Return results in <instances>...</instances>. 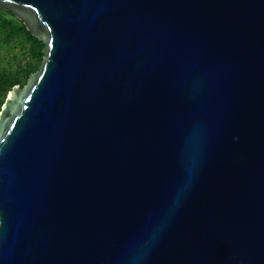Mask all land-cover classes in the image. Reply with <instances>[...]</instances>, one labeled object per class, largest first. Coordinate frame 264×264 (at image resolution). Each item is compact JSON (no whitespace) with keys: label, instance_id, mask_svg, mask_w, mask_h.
I'll use <instances>...</instances> for the list:
<instances>
[{"label":"water","instance_id":"water-1","mask_svg":"<svg viewBox=\"0 0 264 264\" xmlns=\"http://www.w3.org/2000/svg\"><path fill=\"white\" fill-rule=\"evenodd\" d=\"M44 48L0 109V264H264V0H0Z\"/></svg>","mask_w":264,"mask_h":264},{"label":"trees","instance_id":"trees-1","mask_svg":"<svg viewBox=\"0 0 264 264\" xmlns=\"http://www.w3.org/2000/svg\"><path fill=\"white\" fill-rule=\"evenodd\" d=\"M10 45H15L14 48H18L21 53L11 54L9 65L0 67V109L12 88L24 86L29 75L38 69L44 48L22 22L0 9V49Z\"/></svg>","mask_w":264,"mask_h":264},{"label":"rangeland","instance_id":"rangeland-1","mask_svg":"<svg viewBox=\"0 0 264 264\" xmlns=\"http://www.w3.org/2000/svg\"><path fill=\"white\" fill-rule=\"evenodd\" d=\"M14 47L15 45H10L9 47H3L2 49H0V67H5L9 65V60L11 59L10 57H12L11 54L15 53L19 55L21 53L18 48H14Z\"/></svg>","mask_w":264,"mask_h":264}]
</instances>
